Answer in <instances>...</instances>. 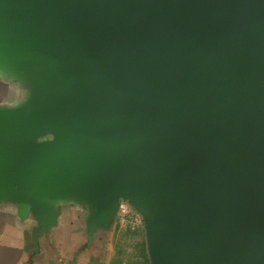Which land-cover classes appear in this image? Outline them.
Returning <instances> with one entry per match:
<instances>
[{
  "label": "water",
  "instance_id": "1",
  "mask_svg": "<svg viewBox=\"0 0 264 264\" xmlns=\"http://www.w3.org/2000/svg\"><path fill=\"white\" fill-rule=\"evenodd\" d=\"M75 72L35 118L0 140L99 119L118 156L113 201L142 214L137 187L169 182L175 219L151 225L161 264H264V0H14ZM61 50V52L59 51Z\"/></svg>",
  "mask_w": 264,
  "mask_h": 264
},
{
  "label": "crops",
  "instance_id": "2",
  "mask_svg": "<svg viewBox=\"0 0 264 264\" xmlns=\"http://www.w3.org/2000/svg\"><path fill=\"white\" fill-rule=\"evenodd\" d=\"M61 52V50H59ZM76 75L46 34H28L14 0H0V136L20 120L35 118ZM102 124H75L61 155L34 169L32 155L56 142L49 132L0 140V264H112L123 226L113 201L118 156L105 152ZM150 264H161L151 225H169L178 193L169 182L144 179L137 187Z\"/></svg>",
  "mask_w": 264,
  "mask_h": 264
},
{
  "label": "rangeland",
  "instance_id": "3",
  "mask_svg": "<svg viewBox=\"0 0 264 264\" xmlns=\"http://www.w3.org/2000/svg\"><path fill=\"white\" fill-rule=\"evenodd\" d=\"M141 226L135 230L123 226L116 239L112 264H150L145 232L137 231Z\"/></svg>",
  "mask_w": 264,
  "mask_h": 264
},
{
  "label": "built area",
  "instance_id": "4",
  "mask_svg": "<svg viewBox=\"0 0 264 264\" xmlns=\"http://www.w3.org/2000/svg\"><path fill=\"white\" fill-rule=\"evenodd\" d=\"M118 222L132 230L144 223L143 214L127 199L120 198L118 204Z\"/></svg>",
  "mask_w": 264,
  "mask_h": 264
}]
</instances>
